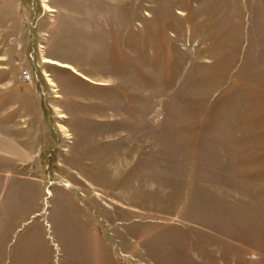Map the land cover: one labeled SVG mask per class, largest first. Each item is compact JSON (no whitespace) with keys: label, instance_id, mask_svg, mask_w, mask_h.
<instances>
[{"label":"rangeland","instance_id":"1","mask_svg":"<svg viewBox=\"0 0 264 264\" xmlns=\"http://www.w3.org/2000/svg\"><path fill=\"white\" fill-rule=\"evenodd\" d=\"M0 264H264V0H0Z\"/></svg>","mask_w":264,"mask_h":264},{"label":"bare ground","instance_id":"2","mask_svg":"<svg viewBox=\"0 0 264 264\" xmlns=\"http://www.w3.org/2000/svg\"><path fill=\"white\" fill-rule=\"evenodd\" d=\"M46 62H52V61L47 60ZM52 63H53V62H52ZM62 66H64V65H62Z\"/></svg>","mask_w":264,"mask_h":264},{"label":"built area","instance_id":"3","mask_svg":"<svg viewBox=\"0 0 264 264\" xmlns=\"http://www.w3.org/2000/svg\"><path fill=\"white\" fill-rule=\"evenodd\" d=\"M26 74H28L27 72H25Z\"/></svg>","mask_w":264,"mask_h":264}]
</instances>
